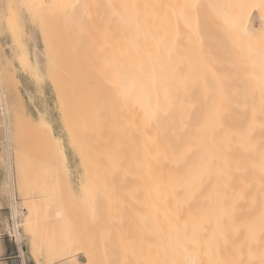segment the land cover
<instances>
[{
	"label": "bare ground",
	"instance_id": "bare-ground-1",
	"mask_svg": "<svg viewBox=\"0 0 264 264\" xmlns=\"http://www.w3.org/2000/svg\"><path fill=\"white\" fill-rule=\"evenodd\" d=\"M103 3L105 47L119 63L117 88L125 107L139 115L138 168L152 175L153 264H236L237 254L240 264L258 263L264 255V0ZM242 12L250 15L247 30L238 32L228 21ZM137 189L130 198L138 209ZM11 194V233L21 264H28L20 227L34 229L35 223L28 215L20 223ZM62 247L69 255L73 238ZM39 248L33 235L31 254ZM86 254L84 264H98Z\"/></svg>",
	"mask_w": 264,
	"mask_h": 264
},
{
	"label": "rangeland",
	"instance_id": "rangeland-1",
	"mask_svg": "<svg viewBox=\"0 0 264 264\" xmlns=\"http://www.w3.org/2000/svg\"><path fill=\"white\" fill-rule=\"evenodd\" d=\"M79 1L0 2V243H9L15 251L10 259L0 257V264H21L11 233L12 189L20 223L26 215L35 223L34 229L20 227L28 264H84L86 251L98 264L158 260L152 256L157 254V249L152 251L157 247L152 235V175L138 168L139 115L125 107L117 88L119 63L105 47L103 0ZM254 16L255 26L261 27ZM10 17L14 24L18 20L15 37L21 44L15 42ZM21 56L31 71L21 69ZM37 72L39 81L33 78ZM115 157L120 167L112 168ZM136 188L138 209L130 198ZM33 235L40 248L31 254ZM255 236L251 234V241L257 245ZM69 237L73 247L64 256L63 242ZM258 250L261 255L264 249ZM237 256L240 264L243 256Z\"/></svg>",
	"mask_w": 264,
	"mask_h": 264
},
{
	"label": "snow or ice",
	"instance_id": "snow-or-ice-1",
	"mask_svg": "<svg viewBox=\"0 0 264 264\" xmlns=\"http://www.w3.org/2000/svg\"><path fill=\"white\" fill-rule=\"evenodd\" d=\"M11 7H12V6L9 5V8H11ZM28 7H33V6L29 5ZM40 7H43V5H40ZM64 7H69V6H68V5H65ZM239 7H241V8H246V7H248V6H246V5H240ZM252 7H256V5H253ZM259 7L261 8L262 12H264V3H261V4L259 5ZM248 15H250V13H248V12H242L239 16L230 19V20L228 21V25H229V27L232 28V29H235V30L238 31V32H239L240 30H245V31H246V30H247V24H246V22H245V18H246ZM9 26L13 29L15 42H16L17 44H21V43H22L21 39L15 37L16 29H17V27H18V20H17L16 24H14V23H13V20H12L11 17H10V19H9ZM14 59H15V58H14ZM20 67H21V69L24 70L25 72H29V71H31V67H30V65H29L28 63L25 62V60H24V58H23L22 56L20 57ZM33 78H34L36 81H39V79H40L39 75H38V74H35V73L33 74ZM41 123H42V126L47 127V125L44 124L43 121H41Z\"/></svg>",
	"mask_w": 264,
	"mask_h": 264
},
{
	"label": "crops",
	"instance_id": "crops-1",
	"mask_svg": "<svg viewBox=\"0 0 264 264\" xmlns=\"http://www.w3.org/2000/svg\"><path fill=\"white\" fill-rule=\"evenodd\" d=\"M10 249H11L10 244L5 242V241H2L0 243V257H4L5 256L4 258H9L10 259V257H12V256H10L11 253H15L14 250L11 251ZM6 262H7V264H10L11 261L9 260V261H6Z\"/></svg>",
	"mask_w": 264,
	"mask_h": 264
}]
</instances>
